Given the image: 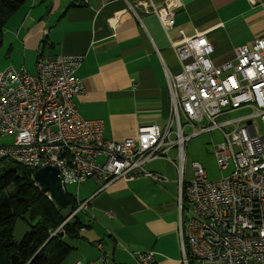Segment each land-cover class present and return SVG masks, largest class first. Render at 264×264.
<instances>
[{"label":"built area","instance_id":"built-area-1","mask_svg":"<svg viewBox=\"0 0 264 264\" xmlns=\"http://www.w3.org/2000/svg\"><path fill=\"white\" fill-rule=\"evenodd\" d=\"M181 6L172 0L151 10L181 65L177 74H167L172 108L165 127L142 125L133 138L107 140L104 122L85 119L77 109L75 98L86 91L77 76L84 56L40 55L34 73L24 66L0 69V136H15L12 145L0 146V163L29 168L33 179L36 171L56 167L64 188L88 179L105 188L119 180L162 182L165 177L146 165L170 160L175 149L183 263L264 264V37L237 47L233 59L216 64L205 33L172 35ZM234 111L242 114L218 122ZM213 130L225 139L214 146L217 164L223 172L232 168L231 173L210 181L202 165L193 162L192 179L186 181L188 142ZM86 207L87 202L78 203L68 219ZM97 248L99 260L108 263L102 245ZM131 255L136 264H157L152 251Z\"/></svg>","mask_w":264,"mask_h":264},{"label":"crops","instance_id":"crops-1","mask_svg":"<svg viewBox=\"0 0 264 264\" xmlns=\"http://www.w3.org/2000/svg\"><path fill=\"white\" fill-rule=\"evenodd\" d=\"M172 0H28L6 24L0 69L24 66L34 73L40 55H83L77 76L86 91L76 98L79 114L101 120L108 140L136 136L140 125L165 127L171 116L167 74L181 70L153 7ZM172 35L205 33L213 61L234 58L235 49L264 37V0H178ZM154 165L165 179L115 181L100 189L93 180L76 187L80 236L63 264H136L131 254L152 251L157 264H184L178 235L177 151Z\"/></svg>","mask_w":264,"mask_h":264},{"label":"trees","instance_id":"trees-1","mask_svg":"<svg viewBox=\"0 0 264 264\" xmlns=\"http://www.w3.org/2000/svg\"><path fill=\"white\" fill-rule=\"evenodd\" d=\"M27 2L0 0V48L7 22ZM32 174V170L19 164L0 172V264H13V257L18 258L17 264H63L73 251L67 239L80 236L84 228L79 220L80 212L68 218L78 203L85 202H77L63 187L71 206L60 209L48 193L37 187ZM34 213L38 215L33 217ZM18 220L32 230L21 242L13 237Z\"/></svg>","mask_w":264,"mask_h":264},{"label":"rangeland","instance_id":"rangeland-1","mask_svg":"<svg viewBox=\"0 0 264 264\" xmlns=\"http://www.w3.org/2000/svg\"><path fill=\"white\" fill-rule=\"evenodd\" d=\"M242 114V111H234L231 112L230 115H226L220 119H218V122H221L223 120H227L230 118H236L237 116H240ZM256 127L260 132H262V124L259 119L255 121ZM225 131H230L231 127H226L224 129ZM186 134L189 136L191 133L188 129H186ZM15 136L14 134L8 135L5 137L0 136V146L1 145H12L14 143ZM223 134L220 130H213L210 133H205L202 135H199L197 137H194L191 139L187 146H186V162H185V171H184V179L186 181H189L192 179L193 173H192V164L193 162H198L202 165L204 170L207 173L208 179L210 181H216V180H221L224 177H227L230 173L231 170L229 171H221L218 164L217 160L214 154V146L219 145L224 141ZM176 151V150H175ZM173 151L171 153V156L174 157L176 152ZM104 160L101 159L100 162H103ZM163 161L159 162H153L150 163L147 167L150 168L151 170H156V167L154 165H163ZM17 165L16 163L12 161H4L0 163V172H2L4 169H6L9 166H15ZM149 170V169H148ZM178 178H179V173H178ZM77 185H67L65 190L68 195L72 197H76V187ZM178 218L180 219V213H179V205H178ZM179 224V222H178ZM179 235V233H178ZM180 237V236H179ZM181 243V242H180ZM181 245V244H180ZM197 264V263H193ZM201 264V263H199Z\"/></svg>","mask_w":264,"mask_h":264},{"label":"water","instance_id":"water-1","mask_svg":"<svg viewBox=\"0 0 264 264\" xmlns=\"http://www.w3.org/2000/svg\"><path fill=\"white\" fill-rule=\"evenodd\" d=\"M35 182L42 188L44 193H49L60 209L66 210L71 206L70 199L66 196L59 176V171L56 167L48 166L35 172ZM33 214V212H32ZM38 214L34 213V216ZM31 228L22 220L16 222L13 237L16 241L21 242L29 233ZM17 257H13V264H17Z\"/></svg>","mask_w":264,"mask_h":264}]
</instances>
